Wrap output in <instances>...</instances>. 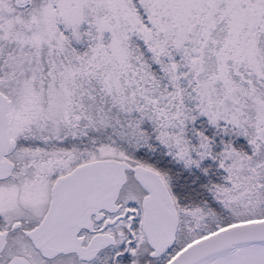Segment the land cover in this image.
Masks as SVG:
<instances>
[{"label":"snow or ice","instance_id":"6c2138e0","mask_svg":"<svg viewBox=\"0 0 264 264\" xmlns=\"http://www.w3.org/2000/svg\"><path fill=\"white\" fill-rule=\"evenodd\" d=\"M0 264H264V0H0Z\"/></svg>","mask_w":264,"mask_h":264}]
</instances>
